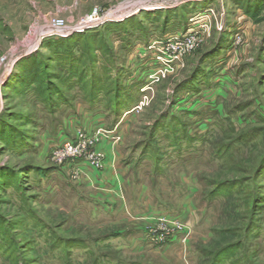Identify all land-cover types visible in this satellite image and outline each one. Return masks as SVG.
Masks as SVG:
<instances>
[{
    "label": "rangeland",
    "instance_id": "374dc122",
    "mask_svg": "<svg viewBox=\"0 0 264 264\" xmlns=\"http://www.w3.org/2000/svg\"><path fill=\"white\" fill-rule=\"evenodd\" d=\"M94 12L104 23L75 32ZM203 13L205 35L135 109L152 69L148 45L187 32ZM58 19L71 28L66 37L54 34ZM47 39H71L79 55L95 54L98 72L110 68L125 112L107 108L105 96L88 110V88L72 84L59 64L67 46L50 48ZM37 77L39 89L28 88ZM86 114L96 127L118 126L114 193L49 159L77 134L78 121L92 124ZM171 121L179 122L175 136ZM15 137L24 139L20 148L10 145ZM104 145L95 150L108 157ZM263 160L264 0H0V230L11 245L0 264H212L239 242L222 264H264V173L256 175ZM234 181L245 189L216 195ZM31 219L65 246L52 250ZM69 241L88 246L70 253Z\"/></svg>",
    "mask_w": 264,
    "mask_h": 264
},
{
    "label": "built area",
    "instance_id": "2783aa9c",
    "mask_svg": "<svg viewBox=\"0 0 264 264\" xmlns=\"http://www.w3.org/2000/svg\"><path fill=\"white\" fill-rule=\"evenodd\" d=\"M100 16L99 13L94 12L75 26L77 28L75 32H83L101 26L104 23V17L101 16V18ZM208 19L209 16L206 13L199 14L196 18L189 19L191 29L187 32L170 34L163 40H155L148 45L147 49L151 51L153 56L151 64L153 70L150 69L151 73L147 78V85L142 89L143 100L135 109H141L149 101L154 85L165 78L166 74L173 71L176 65L183 62L188 54L191 53L195 42L205 35L208 29ZM51 27L55 30V35L63 37H66L71 29L65 25L63 20L59 19L55 20ZM118 134V126L113 129L100 126L92 132L79 130L74 138L55 147L49 159L58 161L59 165L68 167L78 175L81 174V164L96 172H102L105 169L107 157L102 152L95 150V148L101 143H119L121 136ZM181 231L184 232L183 230Z\"/></svg>",
    "mask_w": 264,
    "mask_h": 264
},
{
    "label": "trees",
    "instance_id": "16d2710c",
    "mask_svg": "<svg viewBox=\"0 0 264 264\" xmlns=\"http://www.w3.org/2000/svg\"><path fill=\"white\" fill-rule=\"evenodd\" d=\"M166 22V18L164 20ZM164 22V23H165ZM90 33H87L86 35H84L81 40L78 43V46L81 44H85L87 45V37H91L89 35ZM76 38V37H75ZM46 44H48V46H52V47H56V46H67L66 50H59L58 56H59V64L61 65L62 69L66 70L69 73V76L71 77V83L80 87H86L88 88L87 91V95L83 96L84 101L89 102L90 103V107L88 108V110L93 111L96 110L94 106L97 102H99L102 99V96H105L107 98L108 101V107L110 108L112 111H115L116 113H120V109L121 111L125 109L126 107V101H124L122 103V101H120V98H125L124 92L121 90L120 84H118V79H116V77L111 76V72H110V68H107L106 66H103V68L101 69V72H98L97 69L95 68V65L97 64V57L92 54L85 53V54H81L79 55L78 52H76L77 50H75L72 47V43H71V39L68 40H55V39H47ZM49 46V47H50ZM51 48V47H50ZM109 57V56H107ZM108 61L110 62L109 64H111V62H114V58H108ZM106 62V61H105ZM108 63V62H106ZM88 65V66H87ZM110 72V73H109ZM76 76V79L74 78ZM39 78H40V74H39ZM39 78L37 77V79H34L32 81H30L28 83V88L29 87H33L35 86V91H37V89H39L36 85L40 84L39 82ZM114 79V80H113ZM113 80V81H112ZM24 81V79H23ZM115 83V84H112ZM35 84V85H33ZM109 84L113 85V93L114 94V99L110 96L111 93H109V91H107L109 88ZM9 86L11 87V85L9 84ZM47 86H45L44 88H42V92L40 94L41 98L44 100H46L48 98V94L46 93L47 91ZM36 93V92H35ZM47 95H46V94ZM49 96H53L52 98H59L60 94L57 93L56 91L50 92ZM62 94V93H61ZM108 96L110 98H108ZM117 100V101H116ZM50 102V101H48ZM87 108V107H86ZM117 110V111H116ZM76 111V110H74ZM125 112V110L123 111ZM168 116H166L167 118ZM166 122H161L158 124L157 130L161 129L162 126L165 125ZM182 125L184 123H181ZM170 125H172L171 128V132L173 133V135H177V131H179V122H175L173 123L172 121L170 122ZM117 126V124H114L113 126H110L109 128L113 129ZM254 132H249V136L252 135L253 133L257 132V130H253ZM56 134H58V132H56ZM177 137V136H176ZM247 138V137H245ZM244 138V139H245ZM243 141V140H242ZM24 139L22 138H18L15 137V140H13V142L10 144L14 149L20 148L21 146H23L24 144ZM144 151L145 152H150V148L147 146L144 147ZM221 154V153H220ZM220 156V155H218ZM157 160V159H156ZM264 173V160L263 163L261 164L260 167H258V173L256 174L257 176H262V174ZM245 185L242 182H233L232 184H221L218 186V188L216 189V195H220V194H231V193H235V192H239L244 188ZM30 226L34 227L35 231H38L42 234L45 235V237L47 238L46 241L50 242V247L52 250H56V249H60L63 246H65V243L61 241L60 238H58L53 231L50 230V228L46 227L45 224H43L41 221L35 219H31L30 220ZM47 231V232H45ZM45 232V233H44ZM1 236H3V240L6 241L5 243L3 242L2 245H0V251H4V253L6 252H10L11 250V245L10 242L7 243L6 237L7 233H2L0 230ZM40 234V236L42 235ZM120 235V234H119ZM111 236L107 239H101L103 241H107L110 239H114V238H119L120 236ZM37 244V247H39V242L38 239H35L34 241ZM71 242V245L68 246L69 252L72 253L74 251V249L76 248H83V247H87V243L86 242H74V241H69ZM74 242V243H72ZM12 243V242H11ZM241 248V244L239 243H235V244H229L227 246V248H224V250H220L217 251L218 254H215L214 259L212 261V264H222L224 262L225 259H230L234 256V254L236 253L237 249ZM40 249V248H38ZM9 254V253H8Z\"/></svg>",
    "mask_w": 264,
    "mask_h": 264
},
{
    "label": "crops",
    "instance_id": "0c3cea01",
    "mask_svg": "<svg viewBox=\"0 0 264 264\" xmlns=\"http://www.w3.org/2000/svg\"><path fill=\"white\" fill-rule=\"evenodd\" d=\"M128 16H122L120 17L119 15L117 16L116 19H121V18H125ZM80 114V113H79ZM88 114V113H87ZM86 114V119H94L92 124L88 122V124L90 125L89 127H86L84 125V121L81 122L78 121L77 125H76V129L78 130H86V129H93L94 127L97 126L96 121H98L96 119V117H92L90 114L87 115ZM78 119H81L82 117H77ZM97 128V127H96ZM95 129V128H94ZM75 136L73 135L72 138H74ZM107 144L108 149L110 150L109 156L107 157L106 160V167L104 169V171L102 172H96L95 170H92L91 168L87 167L84 164L80 165V169H81V175L83 177H85L86 179H88L90 182L95 183V185H97L100 189L108 192V193H114L113 192V187H114V183L119 180V173H121L120 171H118L119 169L121 170L122 167H120L121 165L119 164L118 161V147H115L113 143H105V145ZM104 145V147H105ZM120 160V159H119ZM119 172V173H118Z\"/></svg>",
    "mask_w": 264,
    "mask_h": 264
}]
</instances>
